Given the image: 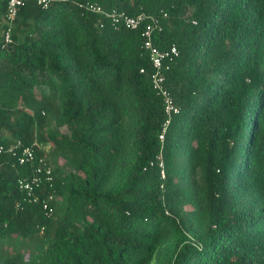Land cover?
Returning a JSON list of instances; mask_svg holds the SVG:
<instances>
[{"label":"trees","instance_id":"obj_1","mask_svg":"<svg viewBox=\"0 0 264 264\" xmlns=\"http://www.w3.org/2000/svg\"><path fill=\"white\" fill-rule=\"evenodd\" d=\"M87 1L158 17L155 44L179 48L163 140L141 30ZM2 39L0 145L22 140L36 160L0 154V241L41 235L46 264H264V0L27 1ZM42 157L53 185L33 201L18 179ZM0 264L31 263L14 252Z\"/></svg>","mask_w":264,"mask_h":264},{"label":"built area","instance_id":"obj_2","mask_svg":"<svg viewBox=\"0 0 264 264\" xmlns=\"http://www.w3.org/2000/svg\"><path fill=\"white\" fill-rule=\"evenodd\" d=\"M27 1H35L42 7L47 8L53 2L68 0H8L5 14L6 26L3 30L2 47H6L12 42L13 28L19 8ZM79 7L86 11L102 15L115 29L124 27L133 30H141L144 42L143 46L149 51L154 66V72L152 74L153 85L157 93L164 99L167 119L163 125L162 132L160 133V139L163 140L174 115L179 112V107L176 105L166 83V72L171 69L172 62L179 56V48L175 44H172L167 48H160L155 44V31L157 29L161 30L162 27L159 18L154 15H149L145 12L131 15L125 11L117 9L106 10L98 2L94 1L79 3ZM165 16H167V14H165ZM105 20H100V27L105 26ZM2 153L12 154V156H14L21 164L33 163L36 160L34 148L31 145L24 144L22 140H17L9 145L1 144L0 154ZM159 165L163 168V161H161ZM162 175L163 177L165 176L164 169H162ZM52 180V168L49 166L45 167V158L42 157L40 158L39 165L35 168L34 173L30 177L18 179V186L31 196L33 201H37L39 197L35 195V192L41 187L43 182L49 183L52 186ZM52 199V195L48 198L42 199V205L47 216H52L54 212V208L50 205V200Z\"/></svg>","mask_w":264,"mask_h":264},{"label":"rangeland","instance_id":"obj_3","mask_svg":"<svg viewBox=\"0 0 264 264\" xmlns=\"http://www.w3.org/2000/svg\"><path fill=\"white\" fill-rule=\"evenodd\" d=\"M3 16L0 15V39L3 38L2 27H3ZM2 35V36H1ZM47 153H54V148L51 145L46 147ZM39 236H32L23 238L20 236H12L8 239L0 241V253H14L22 252L25 254L27 260L31 264H46L44 257V248L47 245V241H39ZM41 242V243H40Z\"/></svg>","mask_w":264,"mask_h":264},{"label":"crops","instance_id":"obj_4","mask_svg":"<svg viewBox=\"0 0 264 264\" xmlns=\"http://www.w3.org/2000/svg\"><path fill=\"white\" fill-rule=\"evenodd\" d=\"M4 23V22H3ZM3 33V32H2Z\"/></svg>","mask_w":264,"mask_h":264}]
</instances>
